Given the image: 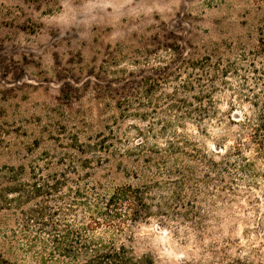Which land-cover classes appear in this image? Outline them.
<instances>
[{"label": "rangeland", "instance_id": "obj_1", "mask_svg": "<svg viewBox=\"0 0 264 264\" xmlns=\"http://www.w3.org/2000/svg\"><path fill=\"white\" fill-rule=\"evenodd\" d=\"M263 19L264 0H0V105L5 109L4 120L12 126L11 145L0 149V165H28L44 151H60L59 143L69 141L70 133L86 140L88 132L110 111L104 104L108 99H97L93 90L95 85L105 88L111 84L112 77L102 67L110 57L119 60L112 67L121 74L124 68L138 71L136 59H169L174 55L171 46L179 47L182 56L200 57L214 53L212 47L219 45V53L231 56L240 43L256 42ZM225 103L223 110H227ZM235 112L240 114L239 109ZM219 136L215 129L212 137L199 140L213 150ZM228 139L226 146L230 147L233 138ZM253 157L254 153H247V160ZM177 164L184 171L192 167L199 175L208 170L205 164L185 158L171 160L168 168ZM259 166L262 176L258 178L235 171L234 186L241 189V195L223 192L226 198L235 199L236 218L218 226L212 217L207 221L209 228L201 231L212 233L218 247L230 240L233 254L241 248L246 255L251 247L264 252V164ZM152 174L142 169L141 162L126 156H112L88 171L80 168L72 173L75 181L48 201L49 206L66 210L65 215H54V227L47 219L46 223L26 221L20 209L0 212V255L9 264H75L83 260V256L68 255L65 249L78 247L87 237L107 236L105 227L90 228L86 201L97 202L120 185L142 184ZM254 180L261 189L248 185ZM209 191L211 201L201 197L199 203L206 210L210 203L221 207L220 186L210 185ZM133 231L131 240L124 235L122 241L138 254L151 253L157 264L209 262L203 255L209 239L201 245L190 221L160 222L153 215L136 224Z\"/></svg>", "mask_w": 264, "mask_h": 264}, {"label": "trees", "instance_id": "obj_2", "mask_svg": "<svg viewBox=\"0 0 264 264\" xmlns=\"http://www.w3.org/2000/svg\"><path fill=\"white\" fill-rule=\"evenodd\" d=\"M258 32L256 42L240 43L231 56L219 53V45L212 47L214 53L200 57L182 56L179 47L171 46L174 55L169 59H136L138 71L124 68L121 74L112 67L119 60L110 57L102 67L112 77L111 84L93 88L97 99H108L104 102L110 110L108 117L88 132L86 140L78 133H70L69 141L59 143L60 151H44L28 165H0V212L20 209L26 221L46 223L47 219L54 227V215H65L66 210L49 206L48 201L75 181L72 173L80 168L88 171L112 156H126L141 162L142 169L153 174L142 184L116 187L108 196L98 198L102 202L86 201L90 228L93 231L105 227L107 236L87 237L78 247L66 248L68 255L84 257L75 264H157L151 253L138 254L122 241L124 235V239L131 240L136 224L153 215L160 222L177 218L190 221L201 245L209 239V248L203 252L209 262L185 264H264L261 249L251 247L242 255L240 248L233 254L230 240L218 247L212 233L201 232L209 228L207 221L212 217L218 226L236 218L235 199L223 194L228 190L241 195V189L234 186L235 171L262 176L259 164H264V19ZM224 100L227 110L222 109ZM237 109L240 114H236ZM5 115L0 105V149L11 145L12 126L4 120ZM215 129L221 136L216 138L214 149L209 150L199 139L212 137ZM230 137L233 145L228 147L226 141ZM248 152L254 153L253 159L247 160ZM182 158L205 164L208 170L199 175L192 167L186 171L178 164L168 168L171 160ZM175 172L176 176H172ZM161 173L169 176L156 177ZM252 183L248 185L261 189L258 182ZM210 185L220 186L222 192L217 195L223 205L210 203L206 210L199 202L201 197L211 201ZM34 200L40 201L30 209L24 208ZM81 203L82 200L77 204ZM254 211L259 209L255 206ZM259 224L263 226V222ZM8 261L0 255V264H9Z\"/></svg>", "mask_w": 264, "mask_h": 264}]
</instances>
